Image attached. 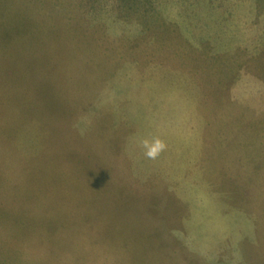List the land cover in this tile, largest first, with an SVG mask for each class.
<instances>
[{
    "label": "rangeland",
    "instance_id": "obj_1",
    "mask_svg": "<svg viewBox=\"0 0 264 264\" xmlns=\"http://www.w3.org/2000/svg\"><path fill=\"white\" fill-rule=\"evenodd\" d=\"M0 264H264V0H0Z\"/></svg>",
    "mask_w": 264,
    "mask_h": 264
},
{
    "label": "clouds",
    "instance_id": "obj_2",
    "mask_svg": "<svg viewBox=\"0 0 264 264\" xmlns=\"http://www.w3.org/2000/svg\"><path fill=\"white\" fill-rule=\"evenodd\" d=\"M140 143L144 150V155L149 159L157 158L166 147L164 141L159 137H154L152 139L145 138Z\"/></svg>",
    "mask_w": 264,
    "mask_h": 264
}]
</instances>
